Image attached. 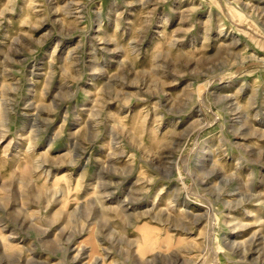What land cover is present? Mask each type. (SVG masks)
<instances>
[{
    "label": "rangeland",
    "instance_id": "obj_1",
    "mask_svg": "<svg viewBox=\"0 0 264 264\" xmlns=\"http://www.w3.org/2000/svg\"><path fill=\"white\" fill-rule=\"evenodd\" d=\"M0 264H264V0H0Z\"/></svg>",
    "mask_w": 264,
    "mask_h": 264
}]
</instances>
